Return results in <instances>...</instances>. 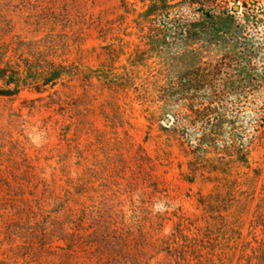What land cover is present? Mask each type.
<instances>
[{"label": "rangeland", "instance_id": "rangeland-1", "mask_svg": "<svg viewBox=\"0 0 264 264\" xmlns=\"http://www.w3.org/2000/svg\"><path fill=\"white\" fill-rule=\"evenodd\" d=\"M150 2L0 0V48L48 36L71 71L0 94V264H264V0L203 1L257 16L244 36L262 81L216 103L250 163L225 167L214 153L190 164L204 118L174 92L190 47L149 44L138 19ZM199 8L176 5L155 24L201 19Z\"/></svg>", "mask_w": 264, "mask_h": 264}, {"label": "trees", "instance_id": "trees-1", "mask_svg": "<svg viewBox=\"0 0 264 264\" xmlns=\"http://www.w3.org/2000/svg\"><path fill=\"white\" fill-rule=\"evenodd\" d=\"M203 1L205 0L180 2L151 0L147 8L139 14L138 25L143 29L149 28L145 37L150 45L161 43L164 45L169 39L174 43L190 47L178 56L186 59L191 67L178 79L177 84L174 85V92L179 99L188 101L187 105L195 116L204 118L205 131L195 138L197 144L191 152L193 155L191 166L196 167L202 162L208 163L211 160L209 156L211 153L216 154L219 161L213 163L220 167L232 162L238 166L249 165V150H246L243 144H238L233 133L230 136H224L222 133L226 120L223 113L217 110L219 106L216 103L223 102V97L227 94L241 96L248 90L247 88L262 81L250 66L254 51L245 42L244 36L247 27L244 22L251 23V19L257 16L253 14L248 3H244L246 10L240 16H238L240 7L234 9L233 13L211 14L205 10L209 5ZM196 3L199 4V9H202L201 19L192 21L174 17L160 24L161 26H156L154 19L160 20L176 5L192 6ZM207 21H212L216 25L210 28L205 23ZM216 32H222L226 36H209ZM57 42V40L51 41L48 36L37 40L13 36L10 42L0 48V79L9 87L1 90L0 94L14 95L22 85L29 84L36 85V89L40 90L42 86L56 85L63 76L70 75V65L65 63L67 57L62 54ZM214 47L221 51V55L217 58L211 57ZM205 54L211 58L204 60ZM199 97L209 103L206 108H192V104ZM211 114H214L215 119H211ZM208 127L209 129L206 130ZM223 137L231 139H227V144L224 143L222 150H219L218 146L221 145Z\"/></svg>", "mask_w": 264, "mask_h": 264}, {"label": "water", "instance_id": "water-1", "mask_svg": "<svg viewBox=\"0 0 264 264\" xmlns=\"http://www.w3.org/2000/svg\"><path fill=\"white\" fill-rule=\"evenodd\" d=\"M235 9H239V6H238V5H236V6H235Z\"/></svg>", "mask_w": 264, "mask_h": 264}]
</instances>
